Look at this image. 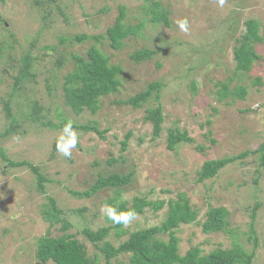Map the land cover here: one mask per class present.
I'll use <instances>...</instances> for the list:
<instances>
[{"label": "rangeland", "instance_id": "obj_1", "mask_svg": "<svg viewBox=\"0 0 264 264\" xmlns=\"http://www.w3.org/2000/svg\"><path fill=\"white\" fill-rule=\"evenodd\" d=\"M35 1L0 0V45L6 48L0 60V152L11 161L37 166L48 182L45 191H40L38 178L29 167L8 168L0 158V264H42L36 258L38 240L48 231L54 238L64 234L60 225L51 227L42 217L51 199L72 226L68 234L85 246L89 257L98 254L82 231L106 226L103 208L118 193L122 195L119 201L147 197L168 203L177 201L179 195L189 199L198 217L176 231L181 256L195 247L207 256L232 249L234 243L251 252L250 238L256 237L259 247L253 264H264V40L256 46L262 59L248 74L234 76V47L245 33L246 23L257 21L264 37V0H225L222 7L219 0H152L169 13L170 27L148 21L147 0H57L42 8ZM44 7L52 17L46 19ZM121 7L126 9L128 24L145 21V26L120 51L110 49L107 41L99 46L112 64L122 68L119 91L100 100L96 115L88 111L75 115L64 106L62 85L74 69L70 55L86 57L93 43L78 44L71 39L79 34H106ZM181 19L189 21L187 33L176 24ZM62 37L68 38L64 44L60 43ZM34 41L36 77L14 90L21 59ZM11 45L15 46L12 51L7 48ZM45 46L54 50L44 51ZM143 49L155 54L151 60L135 64L131 55ZM230 79V88H246L244 100L232 95L220 98L223 84ZM259 80L261 85L256 84ZM153 82L163 85L159 102L153 98L141 109L118 104L144 92ZM6 103H10L14 120L7 118ZM159 104L164 124L161 136L154 139L153 126L145 115ZM58 108L74 125L107 131L105 137L77 130V147L70 158L64 157L56 150L62 129L46 125L60 123ZM37 111L36 121L32 117ZM12 126L13 131L6 134ZM171 128L187 132L194 142L170 150L167 135ZM128 134V148L122 151ZM245 152L247 157L228 165L215 178L199 182L198 172L205 161ZM121 157L123 162L109 164ZM130 172L134 177L125 188L105 189L91 199L73 194L91 188L100 175ZM222 207L228 211L225 230L205 234L207 212ZM167 214V206L159 212L147 209L125 229L130 234L161 226ZM127 238L119 241L112 232L106 241L118 247ZM161 239L168 240V236ZM129 257L122 255L113 264H130Z\"/></svg>", "mask_w": 264, "mask_h": 264}, {"label": "trees", "instance_id": "obj_2", "mask_svg": "<svg viewBox=\"0 0 264 264\" xmlns=\"http://www.w3.org/2000/svg\"><path fill=\"white\" fill-rule=\"evenodd\" d=\"M147 1L150 3V7L146 9V14L150 16L148 21L155 26L164 24L170 27L169 13L161 8L160 2H154L152 0ZM35 3L36 5H41L42 8L43 6L57 4V0H36ZM58 9L60 15L64 16L63 10L60 8ZM43 10L46 19L52 17L53 14L48 7H44ZM125 19L126 9L121 7L114 25L107 29L106 34L98 36L79 34L71 39L78 44L84 42H92L93 44L87 51L86 57L78 54L70 55L74 63V69L65 76L62 85L64 106L70 110L69 112L75 115H82L84 112L88 111L92 115H96L99 110L100 100L119 91V87L121 86L120 75L123 72L122 68L120 65L112 64L110 62V57L106 55L99 46L104 45V41H107L110 49L120 51L125 41L132 37L137 38L142 34L145 21L133 25L128 24ZM263 40L264 37L260 34L258 22L255 20L248 21L246 23L245 33L234 47V60L236 63L234 76L248 74L253 69L254 64L262 59L256 50V46L262 43ZM67 41L68 38H60L61 44ZM36 44L37 42L35 41L30 43L29 51L21 59L23 65L20 67L19 73L15 78V83L13 84L14 90L19 91L18 89L21 88L25 82L34 80L36 77V74L33 73L34 63L32 61V51L35 49ZM7 48L12 51L15 46L11 45ZM5 49L4 46L0 45V60L2 59ZM43 50L53 51L54 48L45 46ZM154 54V50L143 49L133 53L131 59L135 64H139L151 60ZM232 82L233 80L230 79L227 83L223 84L219 92L220 98L232 95L235 98L244 100L247 95L246 88L236 86L230 88ZM256 84L261 85L262 83L259 80ZM194 85L195 82L192 83L193 89L195 88ZM162 87V83L153 82L144 92L126 101L118 102V104L129 105L134 109H141L153 98L155 101L159 102ZM5 111L7 113V118L9 120H14L10 103H6ZM56 111L60 123L57 125L48 123L46 125L51 126L53 129H63L64 124L69 121V119L61 113L59 108ZM37 113L38 111L35 116L32 117L33 120L37 121L39 118ZM145 120L153 126L154 139L159 138L163 131L164 124L162 105L159 104L156 107L147 109ZM14 128L15 127L12 126L6 134H10ZM74 128L83 132H94L101 138H104L107 133V131L102 132L93 125H74ZM130 137L131 134H128L122 142V151H126L128 148ZM193 142L194 140L185 131H181L177 128L168 130L167 143L168 148L172 151L176 150V148L183 143ZM197 148L202 152L206 150L202 146H197ZM262 151H264V145ZM247 155H249V153L245 152L235 157L205 161L198 172L199 182L215 178L222 169L239 159L247 157ZM0 158L7 162L8 168L29 167L38 178L39 190L45 191V185L48 180L40 173L37 166L26 161H11L4 152H0ZM123 161L122 157L119 159H111L109 164L114 165ZM133 177V172L124 175H100L91 188L84 192H73V194L79 199H91L102 190L109 188L119 190L129 186ZM116 197L117 198H113L107 203L116 207L118 211L133 209L138 214L137 216H139L144 214L147 209L159 212L167 206V218L161 226H153L149 229L128 234L124 225L114 224L106 215L105 227L100 228L98 231H92L89 228H85L82 231V234L99 252L89 257L86 253L85 246L81 244L75 236L68 234L72 226L61 217L63 212L58 209L55 200L51 199L50 207H46L42 210V217L51 227L60 225L59 229L64 234L61 237L54 238L51 236V231H48L46 235L41 237L38 240L36 252L37 260L42 264H47L49 262L53 264H101V261H104L105 264H113V261L120 256L129 255L130 264H253L256 250L259 247V241L256 237L250 238V241L253 243V250L251 252L245 250L243 245L234 243L232 249H219L207 256H202V251L198 247L189 250L184 256H181L179 253L180 241L176 235V231L181 225L195 223L198 217L197 212L192 209L189 199L184 195H179L177 201L170 200L168 203L164 200L150 201L147 197H134L132 201H119L118 199L122 198L121 193H118ZM227 217L228 211L223 207L210 209L206 214L203 232L205 234H211L224 231ZM251 231H254L253 226ZM112 232L119 241L127 236L128 238L122 241L118 247H115L112 243L106 241ZM165 235L168 236V240L161 239V236Z\"/></svg>", "mask_w": 264, "mask_h": 264}, {"label": "clouds", "instance_id": "obj_3", "mask_svg": "<svg viewBox=\"0 0 264 264\" xmlns=\"http://www.w3.org/2000/svg\"><path fill=\"white\" fill-rule=\"evenodd\" d=\"M225 0H219V4L222 7ZM177 26L182 32L187 33L189 31V21L187 19H181L176 21ZM79 136L77 130L74 128V124L71 120L67 121L62 129L61 135L56 141V150L64 157L70 158L72 150L77 147ZM103 211L106 213L107 218L114 224L128 226L133 220L137 218V213L133 209L129 210H117L116 207L111 205H105Z\"/></svg>", "mask_w": 264, "mask_h": 264}]
</instances>
